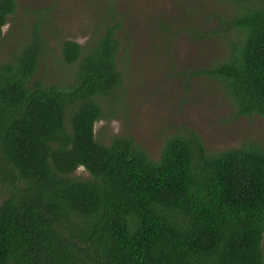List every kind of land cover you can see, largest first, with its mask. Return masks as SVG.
<instances>
[{"label": "trees", "instance_id": "16d2710c", "mask_svg": "<svg viewBox=\"0 0 264 264\" xmlns=\"http://www.w3.org/2000/svg\"><path fill=\"white\" fill-rule=\"evenodd\" d=\"M228 1L238 35L202 73L239 115L264 117V0ZM16 11L0 0V39ZM119 27L105 22L86 47L62 43L76 66L67 86L32 83L39 23L0 67V264H264V143L210 153L192 133L168 139L155 161L133 139L96 140L101 100L123 80ZM79 168L91 178H73Z\"/></svg>", "mask_w": 264, "mask_h": 264}, {"label": "rangeland", "instance_id": "374dc122", "mask_svg": "<svg viewBox=\"0 0 264 264\" xmlns=\"http://www.w3.org/2000/svg\"><path fill=\"white\" fill-rule=\"evenodd\" d=\"M0 39V67L12 63L33 37L45 40L32 83H72L76 66L64 63L61 45L89 46L103 24L120 26L121 86L102 101L107 117L96 140H134L157 161L168 139L198 135L210 153L264 143V117L239 115L220 82L202 73L230 54L236 30H227L237 5L228 0H15ZM114 8L115 20L110 16ZM113 20V21H112ZM73 178L87 180L79 168ZM17 184V183H16ZM0 186H2L0 182ZM2 197L5 193L2 191ZM264 256V240H263Z\"/></svg>", "mask_w": 264, "mask_h": 264}]
</instances>
